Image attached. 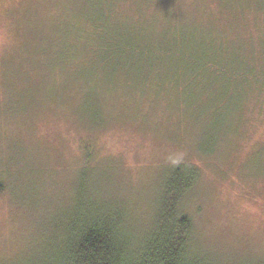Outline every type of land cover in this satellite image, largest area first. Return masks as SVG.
<instances>
[{
  "label": "rangeland",
  "instance_id": "obj_1",
  "mask_svg": "<svg viewBox=\"0 0 264 264\" xmlns=\"http://www.w3.org/2000/svg\"><path fill=\"white\" fill-rule=\"evenodd\" d=\"M101 14L141 35L173 19L213 32L231 67L253 71L237 89L231 74L204 73L196 83L226 100L216 105L182 95L192 77L167 61L148 80L101 69L87 55ZM180 163L197 168L180 209L199 252L264 261V0H0V264H60L93 216L146 231Z\"/></svg>",
  "mask_w": 264,
  "mask_h": 264
},
{
  "label": "trees",
  "instance_id": "obj_2",
  "mask_svg": "<svg viewBox=\"0 0 264 264\" xmlns=\"http://www.w3.org/2000/svg\"><path fill=\"white\" fill-rule=\"evenodd\" d=\"M109 18L112 20L110 14ZM89 22L94 38L89 37L93 43L87 55L90 59L100 60L99 65L103 67L99 68H116L126 73L135 70L148 80L162 72L163 63L167 61L165 68L171 74L192 77L186 83L175 85L182 95L190 98V102L199 103L205 97L216 105L226 101L214 95L213 92L218 91L217 86L213 87L214 83L204 84L202 80L200 84L196 83L204 73L216 74V80L231 74L230 78L239 82L234 85L237 89L246 81L243 74L253 71L246 65L230 66L228 61L235 54L224 46L218 35L213 32L189 33L177 28L175 19L171 20L174 28L150 35H141L135 27L115 30L102 14L98 18H89ZM161 34L163 37L160 38ZM125 62L131 66L124 65ZM111 77L104 83L107 90L114 88ZM196 179L195 166L176 165L169 176L157 218L142 233H130L126 218L91 217L71 237L67 255L60 264H219L199 252L194 244V221L180 209L182 197ZM243 264H264V261L255 259Z\"/></svg>",
  "mask_w": 264,
  "mask_h": 264
}]
</instances>
